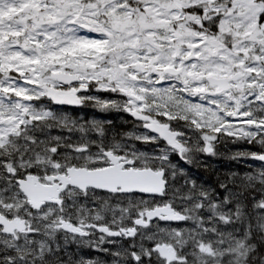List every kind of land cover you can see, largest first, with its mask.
I'll return each mask as SVG.
<instances>
[{"label":"snow or ice","instance_id":"1","mask_svg":"<svg viewBox=\"0 0 264 264\" xmlns=\"http://www.w3.org/2000/svg\"><path fill=\"white\" fill-rule=\"evenodd\" d=\"M0 264H264V0H0Z\"/></svg>","mask_w":264,"mask_h":264},{"label":"rangeland","instance_id":"2","mask_svg":"<svg viewBox=\"0 0 264 264\" xmlns=\"http://www.w3.org/2000/svg\"><path fill=\"white\" fill-rule=\"evenodd\" d=\"M113 115H114V113H113ZM96 118L113 120L112 119V113L110 114V118H107V117H96ZM219 147H220V150L222 152H226L229 149H232V148L237 147V146H234L232 144H228L227 147H224L223 145H221ZM208 162H209L210 165H212L213 167H215L216 169H218L220 171H223L226 167H229V166H239L238 165V162H236V161H229L225 157L209 158ZM194 165L195 164H193L192 166H194Z\"/></svg>","mask_w":264,"mask_h":264},{"label":"trees","instance_id":"3","mask_svg":"<svg viewBox=\"0 0 264 264\" xmlns=\"http://www.w3.org/2000/svg\"><path fill=\"white\" fill-rule=\"evenodd\" d=\"M84 114L88 115V116H92L95 114L96 117H107V118H110V114L111 113H99L97 112L96 110L92 109V108H85L84 110ZM77 114H80V113H77ZM112 119H113V113H112ZM118 128L121 127V126H117ZM182 163V162H181ZM190 171H192L194 174H200V175H203L205 179H208L209 176L207 173H205L203 171V169L201 168H198L196 165L194 166H188ZM213 178H214V173L212 174Z\"/></svg>","mask_w":264,"mask_h":264},{"label":"flooded vegetation","instance_id":"4","mask_svg":"<svg viewBox=\"0 0 264 264\" xmlns=\"http://www.w3.org/2000/svg\"><path fill=\"white\" fill-rule=\"evenodd\" d=\"M126 118H127L126 116L122 118L120 115H117V114L114 113V115H113V122L117 126H122L123 125V120L126 119Z\"/></svg>","mask_w":264,"mask_h":264}]
</instances>
